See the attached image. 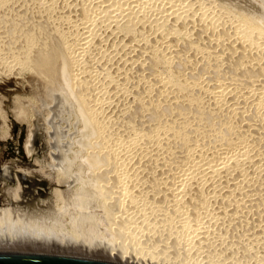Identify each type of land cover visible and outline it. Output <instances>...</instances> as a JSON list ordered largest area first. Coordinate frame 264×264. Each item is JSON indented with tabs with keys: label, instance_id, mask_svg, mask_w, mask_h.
I'll return each mask as SVG.
<instances>
[{
	"label": "bare ground",
	"instance_id": "6f19581e",
	"mask_svg": "<svg viewBox=\"0 0 264 264\" xmlns=\"http://www.w3.org/2000/svg\"><path fill=\"white\" fill-rule=\"evenodd\" d=\"M7 81L69 93L88 133L56 179L83 170L92 190L56 188L46 220L39 172L18 168L0 254L264 264V0H0ZM15 99L44 169L22 105L36 98Z\"/></svg>",
	"mask_w": 264,
	"mask_h": 264
},
{
	"label": "rangeland",
	"instance_id": "374dc122",
	"mask_svg": "<svg viewBox=\"0 0 264 264\" xmlns=\"http://www.w3.org/2000/svg\"><path fill=\"white\" fill-rule=\"evenodd\" d=\"M41 84L39 87L36 85L28 86L26 91H20L19 89L22 85L17 84L16 81H7L0 85V96L2 94L5 98L4 99L2 96L0 98V102H2L1 107L7 112V120L11 123L10 132L12 134V137L8 140H0V208L6 209L9 207L8 202L11 199L9 192H12V188L8 186H15L16 180L12 182L15 175H23L17 172V169H30V171H38L39 174L37 173V175L40 178L39 180L44 183L43 212L44 217L48 220L51 217L50 212L56 211L55 198L53 196V192L56 188H60L67 194L80 183L85 187L86 191H91L92 182L90 178L87 179L83 170H81V172L79 170L78 172H73V175L69 178H65V180L62 177L64 183H58L56 179L57 171L63 172L65 167L70 164V161L74 162L75 160V163L80 162V158L83 155V151L80 152L81 143L88 131L81 128V123L76 120V110L71 107V97L69 93L59 95V93L56 92L55 94L58 99L52 101L48 98L47 94H45V90ZM28 95L30 98H36L35 104L30 101H23L22 105L30 109L32 114L36 112L32 129V147L38 151L41 162L45 167L44 169L40 166H36L35 161L29 158L25 153V144L29 136V119L26 118L24 121H20L15 115V98H17V96L29 98ZM1 123L2 120L0 121V125ZM3 165L9 166L8 170L13 174L11 178L6 176L3 170H1L4 169L2 167ZM73 168L76 169V166H73ZM65 247L69 248L68 246ZM55 257L60 258L61 256L55 255ZM97 261L106 262L102 259H97Z\"/></svg>",
	"mask_w": 264,
	"mask_h": 264
},
{
	"label": "water",
	"instance_id": "95a60500",
	"mask_svg": "<svg viewBox=\"0 0 264 264\" xmlns=\"http://www.w3.org/2000/svg\"><path fill=\"white\" fill-rule=\"evenodd\" d=\"M23 176V175H22ZM20 174L18 179H23ZM0 264H108L83 259L58 258L30 254H0Z\"/></svg>",
	"mask_w": 264,
	"mask_h": 264
}]
</instances>
